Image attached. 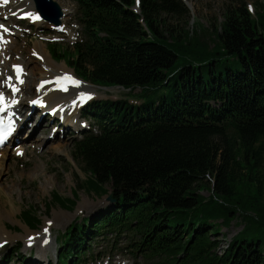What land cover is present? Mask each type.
<instances>
[{
  "label": "trees",
  "instance_id": "1",
  "mask_svg": "<svg viewBox=\"0 0 264 264\" xmlns=\"http://www.w3.org/2000/svg\"><path fill=\"white\" fill-rule=\"evenodd\" d=\"M135 6L76 0L80 41L71 52L48 46L83 82L139 90L135 103L96 101L81 111L93 123L74 142L73 160L89 175L81 187L101 195L108 186L112 203L67 228L56 264L94 261L91 245L103 235L145 264H264V6L254 16L245 4L228 8L211 46L202 25L189 32L163 19L188 16L180 0ZM50 198L47 211L74 204ZM34 212L20 213L30 230L40 223ZM232 222L242 229L219 255L217 235Z\"/></svg>",
  "mask_w": 264,
  "mask_h": 264
},
{
  "label": "rangeland",
  "instance_id": "2",
  "mask_svg": "<svg viewBox=\"0 0 264 264\" xmlns=\"http://www.w3.org/2000/svg\"><path fill=\"white\" fill-rule=\"evenodd\" d=\"M15 1L18 0H9L8 4L4 5L5 8L3 11L7 14L6 18L10 21L11 32L14 33V36L10 37L13 39L16 47L15 54L20 56L24 63H30L29 69L32 72L34 68L42 67L41 58L32 53L34 44L42 42L45 46L46 53L49 54L48 46L50 44H53L58 51L68 49L71 52L73 44L80 41L82 34L81 27L78 23L76 0H53L60 6L64 14L61 19V26L55 32L44 30L40 22L34 23L32 21L33 17H37L38 19V14L35 12L34 7L30 11L29 16H12V8L17 3L14 4ZM180 1L188 10V16L184 20H179L177 17L163 15V19L170 27L177 28L178 30H188L189 32L196 29V24L199 26L202 25L204 29L208 30L207 34H205V40L208 44L209 37L212 38L209 33L213 27L220 25L223 21V14L228 8L234 9L241 4H245L248 11L254 16L258 12L259 7L264 6V0ZM22 5L19 4V6ZM209 45L211 46V44ZM51 60L56 63L54 68L50 67L51 72L67 71L72 73L73 70L67 66V61L56 62L52 58ZM63 63L71 71L66 70L67 68ZM7 67H9L7 70L8 76H12L13 69L9 65ZM44 73L50 74L49 71ZM39 74L36 70L33 72L34 77L32 76L27 79L28 92L24 94L22 100L32 101L29 98L33 94L32 91L34 86H36L35 83L39 80ZM83 83L95 88L96 93L88 95L86 99L84 98L85 100L81 108L77 111V120L83 125L82 132L75 133L68 129L64 130V127L60 126V121L53 122L50 117L45 116L46 121L43 123L49 125L47 131L45 130L43 133L36 132V134L32 135V138H28L31 134V131H29L27 135H24L28 139L17 141L18 143L15 139L12 142L14 143L13 146L10 147L8 145L10 148H7V146L0 148V236L4 235L9 238L0 247V264H56L59 248L57 241L63 239L62 236H64L67 228L74 222L79 225L84 220H93L105 207L110 206V201L107 199L108 192H110L108 186L105 187L107 193L101 195L93 194L81 187L89 175L83 170L82 165L73 160L74 142L81 139L82 135L88 132L93 124L88 119L82 118L81 111L96 101L128 100L130 103H135L130 96H135L139 90H135L129 96L128 90L126 91L120 88H96L89 83ZM8 88L9 86L6 89ZM24 101L23 106L25 107L27 104ZM43 109L44 111L39 110L34 113V120H37L42 113H47L46 108ZM53 132L57 133L55 138L50 140ZM65 134H68V136ZM13 152L19 154H13ZM262 165L264 175V155ZM211 185L212 183L207 179L202 184L204 190L199 192L200 195L206 198L211 192ZM72 191L76 194L75 199H73ZM52 193H56L63 198L74 200V204L72 206L68 204L69 208L65 210L59 206L52 205L50 210L47 211L46 204H49ZM29 206L33 207L35 211L33 214L40 220L39 225L34 230L26 228L20 222L22 220L20 216L21 211ZM241 229L242 226L239 222H232L229 228H221L217 235L219 240L217 253L225 248L227 242L240 232ZM41 232L48 235L49 241L45 248L42 247L44 250L43 255L39 252L37 246H34L33 242L25 243L29 237L34 234H40ZM27 234L31 235L27 237ZM0 240H2L1 237ZM28 244L30 245L28 246ZM32 244L33 246H31ZM123 246L124 243L114 239L113 235L101 236L98 241H94L91 245L92 254H99L100 258L96 262L89 260L88 264H145L142 259H135L129 253H126L125 250L118 251L116 249L117 247L122 248ZM111 250L112 253L110 252Z\"/></svg>",
  "mask_w": 264,
  "mask_h": 264
},
{
  "label": "bare ground",
  "instance_id": "3",
  "mask_svg": "<svg viewBox=\"0 0 264 264\" xmlns=\"http://www.w3.org/2000/svg\"><path fill=\"white\" fill-rule=\"evenodd\" d=\"M31 1L30 0L15 1L14 4L16 2L17 3L15 7L12 8L13 9L11 11L13 13L12 16H18V17H23L25 15L29 16L30 11L34 7V4ZM8 2L9 0H7V3H5L4 0H0V96L6 99L5 101L6 104L12 102V103H16L17 105L12 110V115H13L12 120L16 121L18 126L17 134L14 137L16 138V142L21 141L23 139L26 140L29 137L32 138V135L36 134V132L43 133L45 130L47 131L49 125L43 123L46 121L45 116L43 117L40 116L37 120H34L33 118L34 113L39 110L44 111L43 108H46V112H47L46 116L50 117L53 122L60 121L61 122L60 126L64 127V130L68 129L69 131L75 133L82 132L83 125H81L80 122H78L77 120L78 117L77 111H79L81 105L83 104V101L86 99L88 95H93L94 93H96L95 91L96 89L78 80L75 77L73 71L72 73H69L67 71L51 72L50 67L54 68V66H56V63H54L51 60L49 54L46 53L45 46L43 45L42 42L34 44L32 49V53L38 55L42 60L41 62L42 67H39L37 69L34 68V70L35 71L37 70L38 74L39 73L40 74L38 77L39 80L38 82L35 83L36 86H34L33 88L32 91L33 94H31V96L33 97L31 98L30 96L29 98V100L32 101L22 100L24 98L23 97L24 94L28 92V87H27L28 83L26 81L28 78L32 76L34 77L33 72L35 71L33 70L32 72L29 69L30 63H24L22 58L20 56H17V54H15L16 47L13 39L11 38L12 36H14V33L11 32L10 29L11 25L9 24L10 21L7 20L6 18L7 14L4 13L3 11L5 8L4 5H7ZM19 4H23V5L19 6ZM135 9L138 10V4H136ZM32 21L34 23H39L37 17H33ZM8 65L10 66V68L13 69L12 76L10 75L8 76V71H7L9 68L7 67ZM64 66L66 67L65 64ZM20 70H23V74L20 78H17L16 73ZM66 70L71 71L69 68H67ZM47 71H49L50 74L44 73ZM43 83L44 86L41 85ZM61 85H67L69 87L68 92L66 93L62 92L59 89ZM8 86L9 88L6 89ZM15 91H17V93L14 95L13 93ZM23 101L25 104H27L25 107L23 106ZM24 109L26 110L21 112ZM29 131H31L30 136H28V138H25L24 135H27ZM56 133L57 132L53 133L52 138L50 140H53V138H55ZM65 135L68 136V134ZM13 144L14 143H12L10 147L13 146ZM10 147L7 146V148ZM13 154H17V153L13 152ZM3 204L2 206H4ZM0 208H1V204H0ZM30 235L31 234H27V237ZM2 236L4 235L0 236L2 238V240H0L2 241L0 242V247L4 242L8 241L9 239L8 236H4V237ZM28 242H33L34 246L36 245L39 252H41L43 255L44 250L42 249V247L45 248L46 245L49 243L48 235L42 232L40 234H34L25 241V243ZM33 244L31 246H33Z\"/></svg>",
  "mask_w": 264,
  "mask_h": 264
},
{
  "label": "water",
  "instance_id": "4",
  "mask_svg": "<svg viewBox=\"0 0 264 264\" xmlns=\"http://www.w3.org/2000/svg\"><path fill=\"white\" fill-rule=\"evenodd\" d=\"M32 2L34 10L39 16V22L42 24L41 27L51 32L58 31L57 29L61 26V19L64 16L60 6L53 0H32ZM115 88L119 87H110L109 89ZM107 199L111 201L110 196Z\"/></svg>",
  "mask_w": 264,
  "mask_h": 264
},
{
  "label": "snow or ice",
  "instance_id": "5",
  "mask_svg": "<svg viewBox=\"0 0 264 264\" xmlns=\"http://www.w3.org/2000/svg\"><path fill=\"white\" fill-rule=\"evenodd\" d=\"M4 2L7 3V0H4ZM0 99H2V97H0ZM2 142H3V140H2V138H0V143H2Z\"/></svg>",
  "mask_w": 264,
  "mask_h": 264
}]
</instances>
